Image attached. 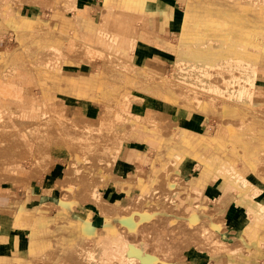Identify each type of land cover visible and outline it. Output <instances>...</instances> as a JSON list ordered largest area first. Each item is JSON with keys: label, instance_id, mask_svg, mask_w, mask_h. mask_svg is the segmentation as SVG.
Segmentation results:
<instances>
[{"label": "crops", "instance_id": "crops-1", "mask_svg": "<svg viewBox=\"0 0 264 264\" xmlns=\"http://www.w3.org/2000/svg\"><path fill=\"white\" fill-rule=\"evenodd\" d=\"M4 1L0 0V14L6 18L13 12L10 4L14 2ZM124 1L126 6L122 8H129L120 16L113 12L116 5L120 7L121 0H51L56 12H48V18L38 14L37 7H27L25 15L0 17V104L16 111L5 112L13 119L15 132H20L22 122L36 124L45 117L46 133L40 136V146L51 145L50 137L58 129L55 123L69 131L72 142L83 141L78 144L81 150L72 151L67 170L65 148L51 146V154L42 153L36 161L41 165L50 158L42 179L20 188L14 184L0 190L4 192L0 193V264H41L40 261H48L52 247L61 254L57 259L66 258L78 264H90L86 247H95L94 261L128 264L131 257L127 251L134 245L141 249L143 258L132 257V261L140 264H145V257L149 259L147 264H264V253L256 249L264 245V212L252 211L246 201L252 198L264 205V121L257 118L258 113L264 116V47L255 81L249 87L252 106L250 102L238 105L224 102L219 117L207 101L202 98L195 101L182 93L179 77L166 76L171 71L177 75V39L179 43L185 21L184 0ZM71 27L74 32L69 39ZM12 32L37 35L28 44L29 49L38 42L46 46L45 51L35 55L37 64L41 63L40 78L33 76V80L30 76L32 81L26 83L29 92L33 89L40 96L25 108L26 112L3 99V96L22 98L20 80L10 81V74L17 62H25L27 58L9 60L16 50L6 40ZM82 35L86 41L81 40ZM116 51L123 54L126 67H131L137 75L130 74L128 84L141 82L142 103L132 112L127 108L137 99L135 95L124 89L126 99L120 102L123 94L116 95L110 87L117 82L102 76L101 69L115 60L110 53ZM101 58L104 65L97 62ZM144 72L162 77V83L146 81L151 78L140 75ZM22 76L27 79L25 73ZM37 84L44 87L38 88ZM118 90L122 92V88ZM246 100L244 96L242 101ZM115 121L120 122L117 129L124 134L110 135L116 128ZM164 126L167 128L163 129ZM161 130H165L164 134ZM21 142L26 143L27 136L21 135L0 149L14 150L16 155ZM4 164L18 166L20 174L17 160ZM107 164L114 167V172L99 194L97 190L105 174L103 166ZM98 167L100 171L96 170ZM164 172L166 183L162 186L166 187V194L162 199L158 192L154 199L151 197V204L150 189ZM170 172L175 184L167 178ZM19 174L14 176L15 182ZM62 179L64 194L56 186ZM195 181L204 187L201 196L185 190L188 184L190 191ZM231 188L238 194L227 192ZM185 192L190 197H184ZM253 192L260 193L259 197H254L257 193ZM201 199L205 202L221 199L222 209H213L211 214L200 205ZM162 200L170 207L176 203L182 205L185 217L156 212L161 209ZM188 206L194 210L186 211ZM108 208L126 209L128 213L137 211L130 216L123 213L121 218L117 213L104 215ZM203 213L209 215L201 216ZM223 214L227 227L225 239L217 232L225 223ZM195 215H200L197 225L210 226L214 233L211 241L194 242L199 237L196 230L192 238L188 235ZM138 219L149 224L155 253H146L140 243L131 239L139 232ZM124 220L131 221V225ZM181 225L186 232L179 231ZM248 230H253V235ZM161 237L162 241L158 240ZM217 239L228 246L218 259L200 254L188 256L184 261L174 259V254L182 257L185 246L191 248L195 243L208 247ZM238 241L241 244L231 248ZM159 243L165 244L166 249L161 250ZM97 244L110 248L98 252Z\"/></svg>", "mask_w": 264, "mask_h": 264}, {"label": "rangeland", "instance_id": "rangeland-1", "mask_svg": "<svg viewBox=\"0 0 264 264\" xmlns=\"http://www.w3.org/2000/svg\"><path fill=\"white\" fill-rule=\"evenodd\" d=\"M18 1L17 0H11V2H14L13 4H10L11 7L14 8L13 12L8 14L6 16V18L4 16H2L1 14H0V17L3 19H7V18L11 17L12 15L13 16L25 15L26 14L25 9L27 7H37L39 9V12H40V13L38 12V14H42L44 17H47V18L49 17L47 15L48 12H50V13L56 12V11H54L52 4L50 3L51 0H25V1L24 0H18ZM187 3H188V0H184L183 6H182L183 12H185L187 9V6H188ZM215 3H223L224 5H228L229 3H232V4L238 3L239 6L242 7L243 9H246L247 7H249V3L246 0H215ZM103 6H104V4H103ZM128 8L129 7L122 8V7H119L118 5H116L115 6V12H113V14H115L116 16H120V14L124 15V13H126V10ZM71 9H74V7ZM31 10H33V9H31ZM3 11L5 12V10H3ZM67 11H69L70 13H73V10H67ZM84 11H86V10L84 9ZM113 14H112V16H113ZM191 20L192 21H201L202 19H191ZM187 21H190V19H188ZM114 28L117 30L118 25L115 24ZM71 29H72V27H71ZM60 31L63 32L64 30L61 29ZM73 32H74L73 29L68 31V33L70 34L69 39L72 37ZM42 33L44 34V32H42ZM258 35H260L258 37V39H262V41H264V36H261L260 33ZM36 37H37V35L35 36L34 34L30 37V36H23V34H20V33H18V35H15L12 32L9 34V36H8V38H6V40H7L8 45H10L12 50H14V49H21L25 46H28V44H30L36 40ZM188 39L190 40L189 42L184 41V43H183L182 42V33H181L179 43H178V39H177V44H178V49H179V52L177 54V58L179 56L180 51L183 50L185 47L189 48V46H191V45L196 46V44H198V47L201 48V46L199 45L201 43L200 39H204V38L192 36V37H188ZM81 40L86 41V37L84 35H82ZM196 42H198V43H196ZM110 54L113 57H115V60L109 61V62L105 63V65L103 63L102 58L97 59L98 63L102 62V64L104 65L103 70L101 69L102 76H103V78L107 77V78L113 80V82H117V84H112L110 87H111V89H113V91L115 90L116 95L123 94V98H121V96L119 97L120 102H123L124 99H126V96H124L125 92L123 93L124 89L125 90L128 89L133 95H135V97L137 99L130 102L132 104L130 107L127 108V110H129V112H132V110L139 108L141 106V103H142L141 95L143 92H141V88H142L141 82H135L134 84H128V79L131 77V75L133 74V76H135V77H137V75L134 73V71L132 70L131 67H126L125 58H124L122 53H120L119 51H116V52H112ZM32 56H30L31 60L28 59L25 62H23V61L17 62L14 65L15 70H13V72H15V73L12 72L10 74V77H11L10 81L15 80L16 78H19V80H20L19 82H20V85L22 86L21 91H20V96L22 98L19 99V98H14L11 96H3L4 101L9 102V103L13 104L14 106L23 109L25 112H26L25 108H28L32 104V102L35 101L40 96V95H37L36 92L33 91L32 88H31L32 92H29L28 89L26 88L27 86H29L26 83L32 81L33 76H34V78L35 77L38 79L40 78L39 72L41 71V68L36 67L34 69V67L31 66V64H30L31 63L30 61H36V59H34L35 54ZM18 59H20V58H18ZM106 65H108V66H106ZM176 66H177V61H176ZM258 67H259V63L257 64V69H258ZM235 70H236V68H235ZM237 71H239V69ZM19 72L22 74H18ZM178 72H179V80H180L179 83L181 85L187 86V88H185L182 93H185L186 96L191 97V99L195 100V101L198 100V98H202L204 101H207L210 104V106L213 109H215V111H216L215 113L218 114L219 117H222L220 114L221 113L220 106L224 102H226L227 104H230V105H238L239 103L248 104L249 102H250L251 106L253 104V101L251 99L246 100V101H242L244 96L241 98L242 95H240L239 93L236 92L237 87L240 84L246 85L245 81H243L240 78L234 79L233 82H231V83H228L226 81L220 82V86L225 87L226 85H228L229 89L223 90L222 92H219V93H214V92H209V91L205 90L204 88L199 87L195 84L192 85L189 82L183 81L182 70L180 69V67H179ZM23 73H25L27 75L26 80H24L26 77L22 76ZM167 73H170V72H167ZM173 75L174 74L172 71H171L170 75L166 74V76L169 78H172ZM30 76L32 77V79L30 78ZM21 78H23L22 81H21ZM158 80L159 79L151 78V79H148L146 81L157 82ZM159 82L162 83V80H159ZM246 82L248 83V81H246ZM173 86L175 87V85H173ZM250 86H251L250 84H247V87H250ZM36 87L43 88L44 86H42L41 84H37ZM118 87L122 88V92L118 90ZM198 91H200V92H198ZM161 92L164 93V91H161ZM29 98H30V100H29ZM239 98H241V101H239L240 100ZM106 107H107V105L105 104V110L104 111H106ZM257 118L261 121H264V116H262L259 113L257 115ZM45 121H46V119L44 117V118H41L40 121L36 124H30V123L22 122L19 125L20 126V132L18 131L16 133L17 135L16 134L13 135L11 133L12 131L6 129L7 127L5 125L1 126L0 130L2 131V134L7 135V136H3L2 141L0 142V148H1V145H3V144L13 143V141L16 138L20 139L21 135L27 136V142L26 143L25 142L20 143V145L17 149L18 152L16 153V155L13 158L14 160H17L18 165L21 167L20 174H23V178H21L20 176H22V175L19 174L18 181L15 182L13 172L12 171L9 172L5 176L4 179L0 180V190L3 188H6L5 186H11L14 184L20 188L23 185L30 183L33 180L42 179V177L47 172L48 165L50 163V158H48L47 160L45 159L46 163L41 164V165H38L36 163V161H37V159L39 160L42 153L45 156L47 153L51 154V146H63L65 148V149H63V152L65 153V157H66L65 158L66 165H67L66 170L69 166L70 159L72 157V151L81 150V147H79L78 144H81L83 141L79 139L78 142L75 140H73V142H72V139L69 138V136H68V135H70L69 131L61 128V126L58 123H55L56 128H58L56 130V133L53 135V137L52 136L50 137V144L51 145L48 147L47 146H43V147L40 146V143H41L40 136L41 135L44 136L46 133ZM224 122L226 124L225 119H224ZM113 125L116 126V128H113L111 130V132H110L111 136H115L116 134L117 135L118 134H120V135L124 134L123 130L118 131V129H117L118 125H120V122L115 121L113 123ZM164 128L166 129L167 126H164L163 129ZM162 130H161V132L164 134L165 130L164 131H162ZM126 134H127V132H126ZM263 150H264V148H263ZM6 166H9V165H6ZM10 166H11V168H9V170L12 169L13 165H10ZM104 169H105V174H103V177H102V185H101V188H98V190H97V192L99 194H100V192H102V188H105L107 186V184L110 182L111 173L114 172V167L111 166L110 164L104 165L103 170ZM66 170H65L64 176L66 175ZM96 170L100 171L101 168L98 167V169H96ZM202 173H205L204 169H203ZM163 175H165V172L160 174V176H158V178L154 180L153 185H152V189H150L148 201L151 204H152L151 197L154 199L158 192H160V194H162V196H161L162 199L166 194V190H165L166 187L162 186L163 183H166V179H163L165 176L163 177ZM167 176H168L167 178L169 180H171L169 182H172L174 184L176 183L175 182L176 179H174V177H172L171 172ZM63 179L61 181H58L56 186H60L61 192L64 194L63 186H62ZM63 184H65V183H63ZM179 186H180V184L178 182L177 187H179ZM67 188H70V187L68 186ZM79 188H80V190L82 189L81 186H79ZM185 190L187 192H190L191 195H192V193H194L195 195L197 194V195L201 196V195H203L204 187L197 185V183L195 181V183L193 184V187L191 188L190 191L188 190V184L185 186ZM184 191H183V193H184ZM231 191H234L232 193L238 194V192L234 188L229 189L227 192H231ZM138 192H139V189H138ZM0 193H4V192H0ZM255 193H257V192H253V194H255ZM190 194L188 193L186 195V192H185L184 197H190ZM259 194L260 193L255 194L254 197H259ZM139 195H140V192H139ZM137 199L135 201H137ZM200 202H201L200 205L202 207H204L206 210H208L211 214L214 213L213 209H219V208L222 209L221 208V204H222L221 199H219L218 202L216 200H213V199H209L207 202H205L203 199H201ZM83 203L89 204L91 202H83ZM181 209H182V205H179L178 203H176L174 207H170V205L167 203V201L162 200L161 209H158L156 212L159 211L162 214L164 212L167 215L168 214H170V215L174 214L177 217H185ZM144 210L145 209H143L142 211H144ZM189 210H194L193 206L186 207V211H189ZM136 211L137 210H131L128 213V211L126 209H121V210L116 211L115 209L108 208L107 211H104V215L109 216V215H113V214L117 213L118 215H116V216L122 218L123 213L128 214V216H130V215L134 214ZM151 213H154V211H152ZM203 215H209V214H207V213L201 214V216H203ZM248 215L249 214H247V216ZM223 216H224V214H223ZM209 217H211V216H209ZM149 218H150V216H149ZM149 218H145V219H149ZM141 221H142V219H138V221L136 223V225L138 226V231H139L138 234L136 236L132 235L131 239H134L137 241V243H140V245L146 250V253H148V254H151L153 252L155 253V251H153L154 238H153L152 234L149 233L150 226L148 223H146V221L145 222L144 221L141 222ZM224 221H225V223L222 224V226L218 227V229H217L218 230L217 232L220 234V236L222 238L225 237V234L227 232L225 216H224ZM181 224H182V222H181ZM184 224H186V223H184ZM75 226H76L75 227L76 229L79 228V224L75 225ZM190 229L192 230V232H191V234H188V235L191 238L194 236V234H193L194 230H196L199 233L198 234L199 237L194 242L211 241L213 236H214V233L211 231V229H209V228L206 229V225H204V224L200 227L199 225L194 223L192 225V227H190ZM162 231L164 232V229ZM179 231L181 233L186 232V231H184V228L182 229V225H181ZM248 232L249 233L251 232V235H253V230H250ZM123 234H125V233H123ZM231 235H233V234H231ZM158 240L162 241V237L159 238ZM217 240H220V239H217ZM88 241H89V243H92L91 238H88ZM240 244H241V242H239V241L234 242V244L231 248H235V247L239 246ZM158 246L161 247V250L166 249L165 244L159 243ZM194 246H196L195 243H194ZM194 246H192L191 248H189V245L185 246V248L183 249L182 257H179V256L177 257V254H174V256H176V258H174V259H180V260L184 261L185 259L188 258V256H192L194 254L205 255L206 257H213L215 259H218L220 257V255L223 252L227 251V249H228L227 244L223 243L222 245H219L218 242H216V241L215 242L212 241V243L208 247H207V245L200 246L198 244L196 246L198 248L197 249ZM91 247H93V246H91ZM96 247L98 248V252H101L105 247L110 248L109 245H101V244L100 245L97 244ZM93 249H95V247H93ZM190 249H192V250H190ZM256 249H259L264 253V245L263 244L260 245L259 247H257ZM161 250H159L157 252L159 253ZM91 252L92 251H90L88 254L86 253L87 260H91V261H89V263L90 264H101V262L99 260L94 261V258L96 256L92 255L93 253H91ZM58 256H61L60 252H58V250L55 249V247H52V249L49 250V252H48V261H45V262L40 261V263L41 264H78L77 262H73L72 260L66 259V258H60L59 257V259H57ZM174 259H171V260H174ZM171 260L169 259V261H171ZM135 263L140 264V262H138L137 260L135 261Z\"/></svg>", "mask_w": 264, "mask_h": 264}, {"label": "bare ground", "instance_id": "bare-ground-1", "mask_svg": "<svg viewBox=\"0 0 264 264\" xmlns=\"http://www.w3.org/2000/svg\"><path fill=\"white\" fill-rule=\"evenodd\" d=\"M8 1L10 0H5L4 3ZM246 1H248L249 7L243 9L238 3L224 5L223 3H215V0H188L187 9L184 12L185 21L182 29V42H189L188 37L192 36L204 39H200L201 43L199 45L201 48L198 47V44H196L198 42H196V46L191 45L189 48L185 47L180 51L177 58V75H173L174 77H179L178 70L180 67L183 81L189 82L192 85L195 84L214 93L229 89L228 85L225 87L220 86V82L226 81L231 83L234 79L240 78L245 81L246 85L240 84L236 92L242 95L241 98L246 96L247 100H249V87H247V84L253 86L257 75V64L260 61V52L264 47V41L258 39L259 33L261 36H264V0ZM125 6V1L121 0L120 7ZM188 19L190 21H187ZM191 19L202 20L192 21ZM57 40L59 41L58 44L61 43L60 39ZM28 47L29 45L16 49L15 52L9 55V60L20 57L31 60L30 56L46 50V46L40 42L34 44L32 47L30 46V49ZM54 59L57 60L56 57ZM30 62L33 64L34 69L38 68V65L41 64H37L38 61ZM238 69L239 71H237ZM140 75L163 81L162 77L153 73L144 72L143 74L140 73ZM181 86L182 90L187 88L186 85ZM6 110H10L14 114L16 113L11 106L0 104V128L5 125L6 129L12 131L11 133L14 135L17 133L15 132V125L13 119L8 118L6 115ZM3 136L7 135H3L0 130V142ZM14 156V150L0 149V180L4 179L11 171L13 172V176L19 174L18 166L13 164L12 169L9 170L11 166L4 164L5 162H14ZM235 179H237V176H235ZM235 184L241 189V186L237 182ZM244 186L247 187L248 183H245ZM246 201L250 203L252 211L256 212L261 209L264 212V205H261L258 201L252 198H248ZM199 216H194L192 219L193 224ZM124 221L125 223L129 222L127 220ZM128 224L131 225V221ZM208 226L206 225V229L210 227ZM120 236V234H117V237ZM216 242L219 245L224 243L222 240H217ZM194 247L196 248V246ZM90 251H92V255H97L95 249L92 250L86 247V253L88 254ZM127 254L131 257L128 264H136L135 261H132V257L143 258L141 249L135 245L129 248ZM144 260L145 264L149 262V259H146V257ZM100 262L101 264H106V261L100 260Z\"/></svg>", "mask_w": 264, "mask_h": 264}]
</instances>
